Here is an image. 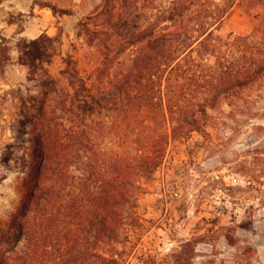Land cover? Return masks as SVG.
<instances>
[{"label":"rangeland","instance_id":"1","mask_svg":"<svg viewBox=\"0 0 264 264\" xmlns=\"http://www.w3.org/2000/svg\"><path fill=\"white\" fill-rule=\"evenodd\" d=\"M175 1L155 3L167 8ZM102 3L0 0V19L24 30L20 36L0 35V221L19 203L20 170L33 143L29 121L38 114L33 99L45 72L61 80L48 104L53 118L63 124L59 131L72 157L64 165L54 162L47 176L55 185L51 213L34 215L17 250L33 255L35 264H101V253L120 258L122 264H264V78L232 106L223 103L211 111L209 140L193 133L168 145L153 177L141 181L136 226L128 219L117 228V240L105 244L98 239L101 123L110 120L101 106L92 113L64 112L59 100L65 88L71 90L60 74L69 55L92 91L101 88V16L95 15ZM140 6L136 13L142 18ZM147 11L152 17L158 13ZM88 19H96L88 23L99 33H85L82 24ZM263 21L264 4L244 2L224 19L218 34L229 43L240 36L256 39ZM46 36L51 39L40 44L47 62H35L30 74L21 52L24 41ZM113 139L115 147L118 138ZM102 143L107 150L110 143ZM39 219H47L46 225H38ZM190 239L193 245L183 247Z\"/></svg>","mask_w":264,"mask_h":264},{"label":"trees","instance_id":"2","mask_svg":"<svg viewBox=\"0 0 264 264\" xmlns=\"http://www.w3.org/2000/svg\"><path fill=\"white\" fill-rule=\"evenodd\" d=\"M244 2L264 4V0H179L163 8L155 0H103L101 13L95 15L101 16V88L95 87L96 94L73 57L66 58L60 74L71 90L65 88L60 96L61 110L92 113L101 106L110 120L101 123V193L95 197L101 203L97 232L101 243L117 240V228L128 219L136 226L135 208L144 190L141 181L153 177L167 146L193 133L209 140L211 111L223 103L232 106L244 90L264 78V28L256 39L240 36L235 43L218 34L224 19ZM138 4L142 18L136 13ZM150 8L158 12L154 17L147 11ZM90 20L96 19L82 24L85 33H99L91 31ZM44 39L51 38L24 41L21 52L30 74L35 62H47L40 44ZM39 80L41 91L33 99L38 114L29 121L34 126L33 143L17 186L19 203L7 220L0 221V264L36 263L33 255L20 254L16 247L34 215L51 213L55 185L47 176L54 171V162L64 165L72 158L65 134L59 131L63 124L59 117L53 118L48 104L61 80L47 72ZM113 138H118L115 147ZM105 140L110 143L107 150ZM47 219L37 224L46 225ZM99 258L101 264L123 262L109 253Z\"/></svg>","mask_w":264,"mask_h":264},{"label":"crops","instance_id":"3","mask_svg":"<svg viewBox=\"0 0 264 264\" xmlns=\"http://www.w3.org/2000/svg\"><path fill=\"white\" fill-rule=\"evenodd\" d=\"M4 4V2H2ZM16 23L9 22L5 19H0V35L1 36H20L24 30L19 32L17 29Z\"/></svg>","mask_w":264,"mask_h":264}]
</instances>
